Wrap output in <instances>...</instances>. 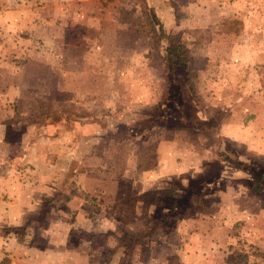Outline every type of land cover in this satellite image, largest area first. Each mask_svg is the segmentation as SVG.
<instances>
[{"label": "rangeland", "instance_id": "1", "mask_svg": "<svg viewBox=\"0 0 264 264\" xmlns=\"http://www.w3.org/2000/svg\"><path fill=\"white\" fill-rule=\"evenodd\" d=\"M93 2L97 27L73 22L65 33L66 46L86 66L88 93L78 92V83L49 95L38 90L44 113L66 107L88 115L86 131L104 128L92 150L97 160L83 157L78 166L96 165L90 185L105 180L81 202L92 223L108 231L75 229L71 239L104 244L126 229L124 221L144 220L134 230L153 226V241L145 250L136 247L130 264H167L168 258V264H264V192L250 189L251 171L264 163V138H255L254 124L264 102V0H147L146 16L138 0ZM160 28L189 48L185 68L167 76ZM188 71L195 75L185 83ZM231 103L244 112L225 113ZM11 108L17 111L15 103ZM157 118L172 127L154 125ZM113 129L124 132L109 134ZM141 138L160 144L157 177L133 169ZM143 189L146 201L136 194ZM60 215L49 216L64 228L77 221L73 210ZM9 259L0 248V264H12Z\"/></svg>", "mask_w": 264, "mask_h": 264}, {"label": "crops", "instance_id": "2", "mask_svg": "<svg viewBox=\"0 0 264 264\" xmlns=\"http://www.w3.org/2000/svg\"><path fill=\"white\" fill-rule=\"evenodd\" d=\"M91 3L93 0H0V248L12 264H98L101 254L97 251L116 244L115 235L99 245L86 238L71 239L75 229L87 233L108 231L92 223L81 202L87 192L104 188L105 180L90 185L87 178H96L90 167L96 165L85 164V160L83 166H78L83 157L97 160L92 150L104 135L103 126L89 132L86 113L66 107H53L44 113L38 105L41 89L49 95L56 90L69 91L78 83V92L88 93L86 66L66 46L65 33L73 22L97 27L98 13L90 8ZM39 38L44 42L42 46L38 45ZM77 64L78 74L72 72ZM77 78L79 82L74 81ZM30 102L35 104L29 107ZM14 103L17 111L11 108ZM228 105L225 113L244 112L235 103ZM255 113V138L258 135L261 140L264 102L258 104ZM30 116L32 120L26 118ZM41 152L51 155V159ZM156 153L155 169L142 174L150 171L157 177L161 172L160 144ZM120 182H114L117 188ZM136 185L134 182L133 187ZM148 189L137 191L141 201H146ZM69 210L77 219L69 227L51 221V215L62 217ZM130 221H124L126 228L144 227V220L140 225L139 221ZM122 255L117 250L108 264H118Z\"/></svg>", "mask_w": 264, "mask_h": 264}, {"label": "trees", "instance_id": "3", "mask_svg": "<svg viewBox=\"0 0 264 264\" xmlns=\"http://www.w3.org/2000/svg\"><path fill=\"white\" fill-rule=\"evenodd\" d=\"M140 5V10L142 15H148V3L147 0H138ZM160 39L164 41L165 47L162 52V59L166 68V76L168 74H174L178 68H185L187 62L189 61V48L188 44L185 40L181 39L179 36L166 33L164 30L160 28L159 32ZM194 73H186L184 82H189V78L193 77ZM189 92L192 95L194 92L192 87H189ZM194 98V96H193ZM156 122V126H163L165 128H171L172 126L167 123L165 118H157L153 119ZM188 120V119H187ZM101 121L105 124L111 125L112 122H109L103 117ZM110 130V129H109ZM110 132V131H109ZM124 131H117L113 129V132L109 134H117L121 135ZM146 138H141V142H138V150L136 152V169L138 171H146L153 169L156 166V149H157V141H151L147 144H144L143 141ZM260 169L258 171H251V175L253 181L250 183V189L254 194H261L264 192V163H259ZM171 195H174V191H170ZM153 226L147 230L143 231H135L130 228H126L121 234L115 236L116 244L113 247H104L103 251L98 260V264H108L112 255L117 250H122L123 248L128 246V249L120 258L118 264H130V259L132 258V252H134L136 247L145 250L151 244L153 239L151 240V236L153 233ZM4 260V259H3ZM2 260V261H3ZM132 260V259H131ZM168 263H170V259L168 258Z\"/></svg>", "mask_w": 264, "mask_h": 264}]
</instances>
